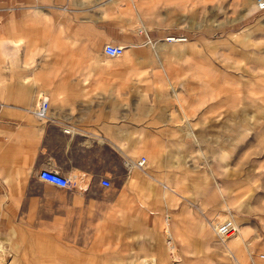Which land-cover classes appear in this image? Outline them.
<instances>
[{
	"label": "crops",
	"instance_id": "obj_1",
	"mask_svg": "<svg viewBox=\"0 0 264 264\" xmlns=\"http://www.w3.org/2000/svg\"><path fill=\"white\" fill-rule=\"evenodd\" d=\"M228 14L243 23L211 36ZM256 21L264 22V9L253 0H0V187L7 188L0 242L7 264H264L250 255V241L223 247L193 239L192 219L201 220L188 204L201 210L209 196L175 191L191 186L192 170H204L193 169V139H215L219 155L223 139L234 137L223 134L226 72L209 60L250 52L234 40L242 48L263 44ZM172 32L185 42L159 41ZM155 39L156 48L149 45ZM107 44L123 45L122 54L108 55ZM41 98L48 101L44 118L35 114ZM141 155L142 169L134 165ZM257 161L264 168V155ZM44 168L70 186L41 180ZM200 176L199 188L207 185ZM104 177L109 186L100 183ZM216 187L214 201L224 204L220 182ZM164 217L185 239L172 252ZM235 219L238 240L241 230L250 239L262 235L264 250V215L240 211Z\"/></svg>",
	"mask_w": 264,
	"mask_h": 264
},
{
	"label": "rangeland",
	"instance_id": "obj_2",
	"mask_svg": "<svg viewBox=\"0 0 264 264\" xmlns=\"http://www.w3.org/2000/svg\"><path fill=\"white\" fill-rule=\"evenodd\" d=\"M254 3V0H253ZM255 6V5H254ZM215 6L209 7V14L215 17ZM256 13V12H255ZM223 18L222 17H219ZM231 14L224 15V27L220 30L211 32L213 35H224L227 30L237 29L243 22L240 20L231 21ZM246 21V20H245ZM249 21V18H247ZM255 26H261L254 28L255 33H264V22L256 21ZM223 31V32H222ZM258 31V32H257ZM168 35H182L185 37L183 41L171 42L167 40ZM158 39L152 40L150 46L156 48ZM167 41L171 43H184L186 36L180 32H172L164 35L159 41ZM238 40H234V44L239 49L250 50L249 53H244V56L239 54L237 60L234 59H213L209 62L216 63L218 65L223 64L224 68V135H234L233 138L223 139V152L216 155L214 151L215 139L200 140L193 139V169L194 166H199L204 169L202 172L199 170H192V183L191 186L185 184L184 187L180 185L175 186V191L181 192L186 195H191V198H197L196 195H200V191L207 193L209 197L205 200V203H201L197 208V203L190 202V213L192 217L198 216L201 223H198L194 218L192 219L193 229L192 238H205L209 243H217L221 246H225L230 241L237 240L236 243L249 242L250 241V255L254 253L255 261L262 263L264 258H260V254L264 255V250L261 246L263 244V236H251L243 234L241 230L242 241L240 242L238 237L237 226L238 225L235 216L237 212L241 211V214H250L251 216L264 215V168L258 163L257 159L264 155V58H258L260 54L264 52L263 44H251L246 45L244 48ZM238 43V44H237ZM214 48H209V50ZM215 73L214 71L209 74ZM209 94H211L209 92ZM215 94V93H214ZM204 147V148H203ZM207 148V149H206ZM233 150V154L231 155ZM142 156V155H141ZM140 157V156H139ZM136 160V159H135ZM134 160V161H135ZM147 158L145 156L146 164ZM219 164L220 171H216L215 166ZM138 167L136 164H134ZM142 166V167H143ZM139 167V168H142ZM202 175V180L207 181V185L199 188L198 182L200 178L195 174ZM255 173V175H254ZM256 177L257 179H254ZM220 182L218 188L224 196V204L214 201L217 196L216 183ZM223 183V184H221ZM198 186V187H197ZM202 188V189H201ZM80 190H86V187H78ZM135 189H141L137 187ZM23 193H55L52 189H43L42 192H38L39 188H22ZM7 194V188L0 187V236H5L6 230V216L7 202L4 201ZM203 194V193H202ZM198 199V198H197ZM250 202V203H248ZM220 204V205H218ZM218 205V206H217ZM263 205V206H262ZM206 207H211V210H203ZM225 217H230L233 221L234 232L228 237L222 239L213 230L212 222L222 220ZM202 224V225H201ZM163 233H168L171 238V252L173 251L174 243L185 241L183 237L179 238L174 231H171L168 227L167 218L161 223ZM224 244V245H223ZM15 245L12 244L10 249L14 250ZM169 247V246H168ZM3 256L5 258L4 264L8 262L7 245L5 244ZM214 250H207L208 253H214ZM205 264V263H204ZM208 264V263H207ZM209 264H213L210 260Z\"/></svg>",
	"mask_w": 264,
	"mask_h": 264
},
{
	"label": "built area",
	"instance_id": "obj_3",
	"mask_svg": "<svg viewBox=\"0 0 264 264\" xmlns=\"http://www.w3.org/2000/svg\"><path fill=\"white\" fill-rule=\"evenodd\" d=\"M254 5L257 10H263L264 0H254ZM166 39L170 41H183L185 37L182 35H168ZM123 48L124 46L121 44H107L104 47V51L110 56H117L122 54ZM47 109H48L47 99L41 98L40 104L35 109V114L40 118H44L47 115ZM65 130L68 129L65 128ZM144 162H145V156L142 155L134 161V164H136L138 167H142ZM38 177L41 180L54 184L58 187L65 188L70 186L69 178L64 176L57 170L46 169V168L41 169L38 172ZM100 183L103 186H109L111 184V181L109 180L108 177H104L100 180ZM211 225L213 226L214 232L222 239L228 237L234 232L233 221L230 217H225L222 220H217L216 222H212ZM260 256H263V254H260Z\"/></svg>",
	"mask_w": 264,
	"mask_h": 264
},
{
	"label": "bare ground",
	"instance_id": "obj_4",
	"mask_svg": "<svg viewBox=\"0 0 264 264\" xmlns=\"http://www.w3.org/2000/svg\"><path fill=\"white\" fill-rule=\"evenodd\" d=\"M171 42H176V41H171ZM4 249L6 250L5 245L3 244V242H0V264H4V261H5V258L3 256V252H2V251H4ZM260 257H264V255L260 256Z\"/></svg>",
	"mask_w": 264,
	"mask_h": 264
}]
</instances>
